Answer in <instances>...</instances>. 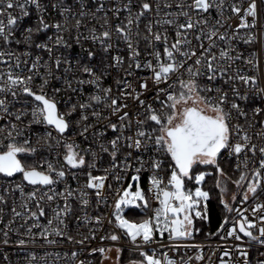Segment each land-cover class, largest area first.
Instances as JSON below:
<instances>
[{
    "label": "snow or ice",
    "instance_id": "1",
    "mask_svg": "<svg viewBox=\"0 0 264 264\" xmlns=\"http://www.w3.org/2000/svg\"><path fill=\"white\" fill-rule=\"evenodd\" d=\"M33 13V23L24 24ZM52 13L57 18L49 19ZM262 20L264 0H0V43L25 48L0 51V62L8 64L0 71V175L10 182L20 177L0 194V205L19 190L22 211L13 206L11 212L25 220L21 227L33 240L36 228L50 244L56 241L48 237L58 236L83 246L99 232L110 246L89 253L110 259L115 249L117 264L125 249L132 254L127 264H188L158 256L150 246L165 233L183 241L199 231L195 221L208 218L213 199L205 190L212 176L223 210L235 213L217 230L231 223L222 239L236 242L220 264H264V119H256L264 116V47L245 57L234 46L255 43L250 30ZM73 44L79 53L69 52ZM113 71L115 91L105 85ZM62 93L68 94L63 111ZM257 124L260 130L250 132ZM223 165H234L238 176ZM145 173L147 189L141 186ZM238 197L247 207L233 206ZM110 199L107 216H89V207L107 208ZM45 206L52 215L42 225ZM137 210L138 218L128 215ZM2 214L0 207V223ZM70 218L77 232L81 224L92 227L76 239ZM14 222L3 230L5 245L9 231H18ZM71 256L90 264L75 251Z\"/></svg>",
    "mask_w": 264,
    "mask_h": 264
},
{
    "label": "built area",
    "instance_id": "2",
    "mask_svg": "<svg viewBox=\"0 0 264 264\" xmlns=\"http://www.w3.org/2000/svg\"><path fill=\"white\" fill-rule=\"evenodd\" d=\"M71 2V0H70ZM259 4V0H258ZM135 11V9H134ZM126 14V13H125ZM230 13H226L228 15ZM212 17L216 18V13H212ZM56 14L52 13L49 19H55ZM123 18V17H121ZM35 20V13H33L31 16L24 18L23 23L24 24H31ZM116 21H113L115 23ZM239 21L233 18L231 21V24L233 27L238 23ZM94 23V22H93ZM261 24H264V20H262L260 23H258V26L256 29L250 30L252 33H255L258 37V40L253 44H244L242 41H236L234 42V46L237 47L238 51H242L244 53V56L247 57L250 53L253 52H261L262 44L261 41L264 40V32L261 31ZM98 28L99 25H96ZM141 28H143V23L141 24ZM223 30V29H222ZM246 30H241V34L243 35ZM51 34V33H49ZM18 35V33H17ZM85 35L87 33L85 32ZM223 46V45H221ZM84 47H93L91 42H85ZM121 49H123V44H120L119 46ZM143 48V45L141 46ZM16 51L17 53H20L25 50L23 45L17 46L12 45L10 48L5 49L2 43H0V51ZM74 50L75 53L80 52V46L73 44V48L69 50V52H72ZM34 54H41L44 56L45 59H47V55L45 53H39L38 50L34 52ZM71 58V56L69 57ZM7 60V58H4ZM24 59V57H22ZM261 67L264 68V54L261 55ZM30 62V61H29ZM9 63L13 64L15 63L14 60L9 61ZM238 67L242 68L246 72H251L250 66L244 65L242 62L238 61L237 65ZM8 67V64L4 62H0V71H5ZM21 67H24L23 65ZM19 71V70H17ZM26 71V69H25ZM118 76V73L113 71L112 76H109L105 79V85H111L113 87V90L115 91V84L113 77ZM56 86H59V82H54ZM91 89L87 86H85V92H89ZM67 93H62L61 95L57 96V100L60 101V108L63 111L64 110V104L63 101L67 99ZM20 105H17L19 107ZM249 117L251 118V112H249ZM257 120L264 119V116L257 117ZM240 122L243 124L244 119L241 117L239 118ZM4 121H0V126H3ZM37 131L40 129L37 128ZM260 130V125L257 124L254 129H251L250 132L255 133ZM33 139L35 137L33 136ZM254 141L259 142L256 137L254 136ZM105 161H107V157H105ZM234 169V165H231ZM239 174V173H238ZM161 175L166 176V172H162ZM19 175L16 176L14 181H8L3 178L2 175H0V194H3V190L5 188H8L9 183H12V186L14 187L15 183L19 182ZM72 184V187L75 188L77 186L76 181H70ZM80 183H83V180L81 179ZM141 186L145 189L148 188V182H147V173L144 174L141 181ZM29 190H31L29 187H25V192L27 193ZM15 201V204L13 203ZM22 203L21 196L19 190H16L15 192H11L7 196V204L0 205V207L3 208V223H0V241L3 240V230L5 229V225L8 224L9 220L14 219V223L11 225L12 229H18V231H9V243L7 245L0 242V264H76V258H73L71 256V253L73 251L77 252L78 259L89 261L90 264H95L98 260V264H102L103 262L107 261L108 259H104L99 252L90 254L89 250L91 248H98L103 246H110L109 241H101L100 235L103 233H97L96 239L89 242H86L85 245L81 246L74 242H69L64 237H58V236H49V240H55V243H48L47 240L40 237L38 235L40 229L33 228V234H35V239L33 240L32 237L27 234V226L21 227V225L25 224V220L21 219L19 217H13L11 208L13 206L17 207L18 211H22L20 209L19 205ZM62 204V201L60 202ZM111 199L109 200V207L105 208L103 205H101L99 208L95 204H93L91 207H89L86 211L88 212L89 216H94L97 214V212H102L105 216L108 215V213L111 211ZM53 207L55 204L52 205ZM234 207H240L243 209L244 207H247V205H241L239 203V197L237 198V202ZM30 207L32 211H36V208L34 204H30ZM74 210L76 211L77 215H83V212H80L79 209L76 208V205H73ZM45 217H41L38 221L40 224L44 225L47 223V218H50L52 213L49 210L47 206H45ZM229 217V220L231 221L232 218L235 217V213H228L227 215ZM238 218V217H237ZM249 218L252 217L249 214ZM33 221L29 219L27 221L28 225H31ZM232 225L229 223L225 226V229L220 231L218 233V228L211 236L205 237V238H194L183 241H170L168 239L167 233H165V236L163 239H160L157 237V243L151 245V248H154L157 252V255H161L164 253H167L168 257L180 261L184 260L187 261L188 264H220V259L223 257V251L225 249H232V246L234 243L232 238H226L222 239L223 236H225V233L228 228H230ZM92 227L84 226L83 224L79 227V232H77V226L75 218H70L69 220V231L72 235L76 237V239H80L81 236L79 233L87 234L89 231V228ZM108 225L105 224V229H108ZM20 239L25 240V244L23 246L18 244V241ZM123 243V241L121 242ZM179 244L180 247L176 248L175 245ZM184 245H200L201 247H184ZM127 250V249H125ZM32 254H35V260H32ZM108 255L111 258H115L117 260V255L115 252V249H113ZM197 255H203L202 260H197ZM5 256H7V259H5ZM121 257V256H120ZM189 257H191V260L189 261ZM232 258H236V254L233 251ZM223 259L227 260L229 257H223ZM120 260V259H119ZM120 262V261H119Z\"/></svg>",
    "mask_w": 264,
    "mask_h": 264
},
{
    "label": "trees",
    "instance_id": "3",
    "mask_svg": "<svg viewBox=\"0 0 264 264\" xmlns=\"http://www.w3.org/2000/svg\"><path fill=\"white\" fill-rule=\"evenodd\" d=\"M229 170V174L233 176V179L238 176V173L233 172V168L231 165H223ZM211 171V169H209ZM167 176V172H166ZM191 187L192 185H188ZM205 190H211L213 194V199L209 202V212L208 218L206 220H199L195 221V227L199 229V231H194L193 236L194 238H205L211 236L223 223L224 217L228 215L227 212L223 210V206L219 203V197L217 193L219 192L218 189L214 188V179L212 176L206 178ZM128 215L131 218H138L141 213L139 211L129 212ZM131 253L125 250L120 257L121 263H127ZM134 258H139L138 256H134ZM95 264H98V260Z\"/></svg>",
    "mask_w": 264,
    "mask_h": 264
},
{
    "label": "rangeland",
    "instance_id": "4",
    "mask_svg": "<svg viewBox=\"0 0 264 264\" xmlns=\"http://www.w3.org/2000/svg\"><path fill=\"white\" fill-rule=\"evenodd\" d=\"M235 179V178H234ZM230 188H234V186L229 185ZM102 264H117V260H115V258H110L107 261L103 262ZM119 264H127V263H121L119 262Z\"/></svg>",
    "mask_w": 264,
    "mask_h": 264
}]
</instances>
